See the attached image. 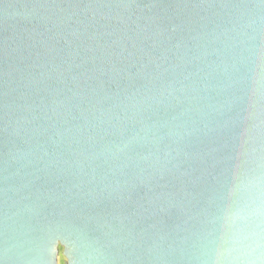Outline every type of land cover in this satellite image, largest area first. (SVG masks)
Here are the masks:
<instances>
[{"label":"water","instance_id":"water-1","mask_svg":"<svg viewBox=\"0 0 264 264\" xmlns=\"http://www.w3.org/2000/svg\"><path fill=\"white\" fill-rule=\"evenodd\" d=\"M0 264H264V0H0Z\"/></svg>","mask_w":264,"mask_h":264},{"label":"clouds","instance_id":"clouds-1","mask_svg":"<svg viewBox=\"0 0 264 264\" xmlns=\"http://www.w3.org/2000/svg\"><path fill=\"white\" fill-rule=\"evenodd\" d=\"M235 243H236L238 246H242L243 243H244V241H243V239H240V240H237Z\"/></svg>","mask_w":264,"mask_h":264}]
</instances>
